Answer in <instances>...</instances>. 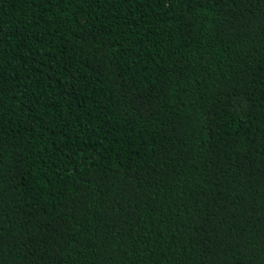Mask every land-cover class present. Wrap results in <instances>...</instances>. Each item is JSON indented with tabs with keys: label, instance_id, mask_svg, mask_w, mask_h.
Masks as SVG:
<instances>
[{
	"label": "trees",
	"instance_id": "1",
	"mask_svg": "<svg viewBox=\"0 0 264 264\" xmlns=\"http://www.w3.org/2000/svg\"><path fill=\"white\" fill-rule=\"evenodd\" d=\"M0 264H264V0H0Z\"/></svg>",
	"mask_w": 264,
	"mask_h": 264
}]
</instances>
